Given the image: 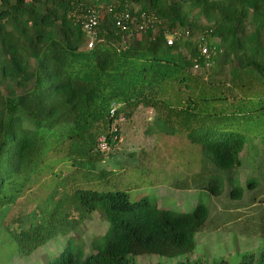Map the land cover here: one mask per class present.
Wrapping results in <instances>:
<instances>
[{"label":"trees","instance_id":"16d2710c","mask_svg":"<svg viewBox=\"0 0 264 264\" xmlns=\"http://www.w3.org/2000/svg\"><path fill=\"white\" fill-rule=\"evenodd\" d=\"M98 7L96 38L85 50L76 17ZM107 7L154 26L128 35ZM196 63L201 72L191 75ZM111 105L122 119L114 126ZM145 111L165 135L197 147L190 189L229 172L206 189L219 196L226 186L230 201L240 199L230 173L254 140L263 170L249 182L264 179V0H0V251L10 246L23 258L61 236L65 243L44 264H135V256L226 264L187 259L207 219L204 205L176 214L108 185L97 139L114 147L111 138L121 140L123 125ZM21 199L34 208L7 220ZM93 213L106 231L85 255L73 236ZM237 264H264V251Z\"/></svg>","mask_w":264,"mask_h":264},{"label":"rangeland","instance_id":"374dc122","mask_svg":"<svg viewBox=\"0 0 264 264\" xmlns=\"http://www.w3.org/2000/svg\"><path fill=\"white\" fill-rule=\"evenodd\" d=\"M132 8L137 9L136 6ZM174 32L176 36L179 35ZM165 37L169 39L172 35L166 34ZM200 72L191 70V75ZM121 140L99 164L105 175L109 176L105 179L111 188L123 189L131 200L146 197L160 209L176 214L191 213L197 203L206 207L207 219L194 237V251L187 256L189 262L224 261L226 264H237L242 255H258L264 251V179L260 178L254 186L253 181L249 182L263 170L259 167L260 146L256 140L243 148L239 154L240 168L230 173L237 178L235 185L241 189L240 199L234 201L228 199L226 186L219 196L211 195L206 189L208 184L211 190L216 188L229 172L219 171L217 177L205 179L202 182L203 190L190 189L193 175L198 171L197 147L189 145L183 137L165 135L150 111H145L139 117L134 116L125 123ZM40 178L47 181L44 175ZM194 183L196 186L199 184L197 180ZM183 186L188 188L183 189ZM45 193L41 189L38 198L42 199ZM21 202L22 199L7 212V220L16 216L22 208L25 211L34 208L31 202L27 205ZM105 231L103 220L93 213L81 223L77 234H69V237L74 235L81 242L86 255L92 239L100 237ZM65 238L57 237L23 258L12 256L13 250L6 244L7 248L0 251V264H44L46 259L57 255ZM3 239L5 243L8 242L6 235ZM133 260L135 264H171L177 258L135 256Z\"/></svg>","mask_w":264,"mask_h":264},{"label":"built area","instance_id":"2783aa9c","mask_svg":"<svg viewBox=\"0 0 264 264\" xmlns=\"http://www.w3.org/2000/svg\"><path fill=\"white\" fill-rule=\"evenodd\" d=\"M102 7L98 8H87L86 12L76 17V22H79L80 25V32L83 34L85 38V50L91 49L92 45L95 41L96 34L95 30L98 25L99 20V13ZM105 11L108 14H111L114 18V27L118 30L126 29L125 31L128 33V35H132L130 30L136 33H143L147 29H151L154 26V20L150 17L141 15L140 17L131 18L129 13L127 11L123 12H113V9L111 7H107ZM132 26V28L130 27ZM166 35V34H165ZM173 35L172 38L166 39V44L170 45L173 41ZM198 53L199 56L203 58L204 60V66L205 68H208L210 59V52L206 45V42L204 39H200L198 43ZM199 64H193L191 67V70L193 72H196V70H199L200 67H198ZM109 116L111 119H113L112 125L114 126L122 121L121 118L114 119L115 116V106L111 105ZM111 141L115 143L114 147H110L109 144L103 140V138L99 137L97 139V149L98 151L103 155L104 157H107L112 150L115 149L117 145L121 143V140L119 138L113 137L111 138Z\"/></svg>","mask_w":264,"mask_h":264}]
</instances>
